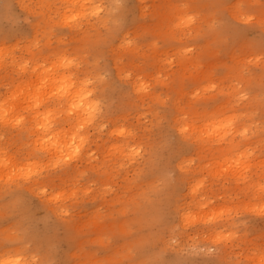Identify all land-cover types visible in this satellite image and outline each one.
<instances>
[{"label":"rangeland","instance_id":"rangeland-1","mask_svg":"<svg viewBox=\"0 0 264 264\" xmlns=\"http://www.w3.org/2000/svg\"><path fill=\"white\" fill-rule=\"evenodd\" d=\"M70 1L0 0V54L2 46L4 52H10L0 56L5 60L4 64L0 61V115L5 117L2 121H7L0 124V159H4L0 161V258L7 255L14 260L19 255L15 260L24 258L21 264H264V0ZM79 2L81 6L86 2L82 8L87 10L88 3L89 8H97L83 10ZM71 3H75L72 9ZM77 3V9L83 12L74 10ZM56 7L59 12L65 8L61 12L67 14V21L74 22L68 21L71 29ZM180 15L189 17V21L183 22ZM57 53L70 54L65 56L74 59L64 67L66 73L77 61L79 65L76 63L70 72L73 80L78 83L85 77L89 83H83L85 78L81 81L86 86L78 87V93L80 89L84 92L79 98L91 97L89 105L96 100L99 107L93 103L94 110L87 105L90 110L80 107V112L73 115L66 106L68 96L66 100L60 94L62 82L40 79V68H51L49 62L59 56ZM16 61L36 67L32 65V70L31 65H22L17 71ZM38 61H42L41 66ZM13 63L17 66L12 69ZM34 71L39 72V81ZM18 78L24 84L35 78L33 82H38L36 88L38 92L43 89L42 93L59 82L58 90L54 89H60V95L52 94L56 100L48 93L40 97L34 83L24 88L18 85ZM12 83L24 88V95L21 88L20 92L14 90ZM45 83L54 86L48 90ZM14 94L23 100L30 96L28 100L35 107H29L32 103H26V97L25 103L19 102ZM41 98L47 99L36 102ZM47 100L50 103H45ZM6 104H13L15 111L22 107L15 115ZM60 104L71 116L67 117L66 111L55 113L61 109ZM45 107L57 111L51 108L50 114ZM222 108L234 115V126L223 141L216 142L214 136L197 127L179 130L186 121L202 125L205 116H216ZM35 111V119H44V115L46 119L49 114L47 119L52 121L54 117L49 126L53 131L60 127L59 135V129H66L67 124L63 138L58 140L60 136L49 126L46 132L50 136L41 134L42 125L49 123L33 118L34 123H40L32 125ZM84 111H90L86 121ZM19 113L25 123L16 117ZM8 118L16 120L11 125H19V121L21 125L14 128ZM73 119L77 120L74 124ZM82 121L87 125L83 126ZM75 124L78 130L70 127ZM70 128L72 134L68 133ZM31 130L33 134L28 133ZM40 134L45 137L41 139L43 144L49 142L48 138H55L58 145L67 142L64 152L68 154L56 150L49 156L50 149L42 144ZM80 134L86 138L79 140ZM42 145L43 151L39 150ZM221 146L228 148L224 154L218 150ZM223 155L232 158L226 156V160ZM34 161L37 168L33 170ZM20 163H26L29 169ZM36 169L38 173H33L38 174L37 178L29 174ZM8 170L12 172L10 179ZM254 254L256 257L251 256Z\"/></svg>","mask_w":264,"mask_h":264},{"label":"bare ground","instance_id":"bare-ground-1","mask_svg":"<svg viewBox=\"0 0 264 264\" xmlns=\"http://www.w3.org/2000/svg\"><path fill=\"white\" fill-rule=\"evenodd\" d=\"M28 1L30 2L31 0H28ZM47 1H48V0H47ZM50 1H51V0H50ZM68 1H69V0H68ZM71 1H72V2H76V0H71ZM71 1H70V2H71ZM84 1H85V0H84ZM88 1H92V2H93L94 0H87V2H88ZM98 1H99V0H98ZM98 1H97V3H98ZM101 1H102V0H101ZM106 1H107V0H106ZM20 2H21V0H20ZM22 2H23V1H22ZM33 2H34V0H33ZM77 2H78V1H77ZM82 2H83V1H82ZM82 2H81V4H82ZM92 2H91V4H92ZM27 3H28V2H27ZM41 3H42V2H41ZM62 3H63V1H62ZM66 3H67V1H66ZM101 3H102V2H101ZM101 3H100V4H101ZM19 4H20V3H19ZM23 4H26V3H23ZM39 4H40V3H39ZM43 4H44V3H43ZM49 4H50V3H48L47 5H49ZM51 4H52V3H51ZM73 4H75V3H71V5H72L71 7H70L69 5H66V4H65V5H66V6H69V7L72 9V8H73ZM79 4H80V2H79ZM79 4L77 3L78 6H76V5L74 6V8L76 7V8L74 9L76 12H77V10L80 11V9H77V7H80V6H81V4H80V6H79ZM85 4H86V2H85ZM85 4L83 3V5L86 7ZM93 4H95V2H94ZM93 4H92V5H93ZM104 4H106V3H104ZM29 5H30V3H29ZM41 5H42V4H41ZM47 5H46V6H47ZM83 5L81 6V8L84 7ZM98 5H99V4H98ZM101 5H102V4H101ZM25 6H26V5H25ZM56 6H57V4H56ZM58 6H60V5H58ZM66 6H65V8H66ZM94 6L97 8L96 5H93V7H94ZM26 7H28V5H27ZM29 7L31 8V6H29ZM38 7H39V6H38ZM41 7H42V6H41ZM43 7H44V6H43ZM43 7H42V8H43ZM54 7H55V5H54ZM63 7H64V6H63ZM93 7H92V8H93ZM32 8H33V7H32ZM34 8H35V7H34ZM44 8H45V7H44ZM46 8H47V7H46ZM56 8H57V7H56ZM65 8H64V9H65ZM67 8H68V7H67ZM67 8H66V9H67ZM70 8H68L67 10H69ZM87 8H88V10L85 9V8H82V9H83V10H87V11H89L90 8H91V7L89 8V3L87 4ZM92 8H91V9H92ZM96 8H94L93 10H95V11H96V10H99V9H96ZM98 8H99V7H98ZM64 9H62V10H64ZM76 9H77V10H76ZM107 9H108V7H107ZM25 10H26V9H25ZM25 10H24V11H25ZM31 10H32V9H29V10L27 9V11H29V12H30ZM45 10H46V9H45ZM48 10H49V8H48ZM58 10H60V9L57 8L56 11L59 12ZM62 10H61V11H62ZM93 10H92V11H93ZM100 10H102V9L100 8ZM39 11H40V10H39ZM61 11L59 12L60 15L63 14V13H62L63 11H62V12H61ZM71 11H72V13L75 12V11H73V10H71ZM81 11H82V10H81ZM81 11H80V12H81ZM87 11H86V12H87ZM92 11H90V12L93 13ZM102 11H105V10H102ZM109 11H110V10H109ZM32 12H34V11H32ZM43 12H44V11H42V13H43ZM46 12H48V11H46ZM46 12H45V14H47ZM65 12H66V11H64V13H65ZM80 12H78V13L81 15ZM82 12H83V11H82ZM96 12H97V11H96ZM84 13H85V11H84ZM102 13H103V12H102ZM43 14H44V13H43ZM68 14H71V12L68 13ZM73 14H74V13H73ZM73 14L70 15V16H74ZM96 14H97V13H96ZM100 14H101V13H100ZM100 14H99V15H100ZM107 14H108V13H107ZM48 15H49V14H47V16H46L47 18H48ZM56 15H57V14H56ZM83 15H84V14L82 13V16H81V17H84ZM36 16H37V15H36ZM49 16H50V15H49ZM63 16L66 17L67 14H66V15L63 14ZM63 16L61 15V17H63ZM76 16H78V15L76 14ZM76 16H75V17H76ZM43 17H44V15H43ZM75 17H74V18H75ZM7 18H8V17H7ZM180 18H182L183 22H188L189 19H190L189 17H187V16H182V15H180ZM44 19H45V18H44ZM62 19H64V22L66 23L67 19H69V18L66 17V19H65V18H62ZM70 19L74 20L72 17H70ZM75 19H76V18H75ZM78 19H79V16H78ZM81 19H82V18H81ZM85 19H86V16H85ZM91 19H92V18H91ZM99 19H101V18H99ZM106 19H107V17H106ZM87 20H89V18H88ZM87 20H85V21L87 22ZM95 20L97 21V19H95ZM103 20H105V19H103ZM47 21H49V19H48ZM68 21H69V20H68ZM68 21H67V24L70 23V21H69V23H68ZM2 22H3V21H2ZM36 22H38V20H37ZM36 22H35V23H36ZM75 22H76V21H75ZM78 22H79V21H78ZM81 22H82V21H81ZM90 22H91V21H90ZM49 23H50V22H49ZM71 23L74 24L73 21H72ZM71 23H70V24H71ZM91 23H92V22H91ZM70 24H69V27H70ZM97 24H98V23H97ZM100 24H102V23L100 22ZM100 24H99V25H100ZM82 25H84V23H83ZM86 25H87V24H86ZM89 25H90V23L88 24V26H89ZM91 25H92V24H91ZM102 25H103V24H102ZM105 25H106V24H105ZM94 27H95V26H94ZM101 27H102V26H101ZM105 27L108 28L107 26H105ZM34 28H35V27H34ZM42 28H43V27H42ZM74 28H75V26H74ZM74 28H72V29H74ZM78 28H79V26H78ZM98 28H99V27H98ZM32 29H33V28H32ZM37 29H38V28H37ZM37 29H36V30H37ZM43 29H44V28H43ZM70 29H71V27H70ZM75 29H76V31H77V28H75ZM38 30H39V29H38ZM38 30H37V31H38ZM76 31H75V32H76ZM79 31H80V30H79ZM79 31H78V32H79ZM82 31H83V30L81 29V33H84L85 29H84L83 32H82ZM51 32H52V31H51ZM81 33H80V34H81ZM86 33H87V32H86ZM35 34H36V33H35ZM74 34H75V33H74ZM77 34H78V33H77ZM72 35H73V34H72ZM83 35H85V34H83ZM65 36H66V35H65ZM77 36H78V35H77ZM79 36H80V35H79ZM79 36H78V37H79ZM46 37H47V36H46ZM48 37H50V35H49ZM74 38H75V37H74ZM79 38H81V37H79ZM79 38H78V40H79ZM86 38H87V37H86ZM86 38L84 37V40H85ZM50 39H51V38H50ZM72 39H73V38H72ZM44 40H45V39H44ZM55 40H56V39H55ZM47 41H48V40H47ZM49 41H50V40H49ZM16 42H18V41H16ZM43 42H44V41H43ZM79 42H80V41H79ZM82 42H83V41H82ZM49 44H50V43H49ZM49 44H48V45H49ZM1 45H3V42H2ZM73 45H74V44H73ZM50 46H51V45H50ZM56 46H57V45H56ZM56 46H54V47L57 48ZM69 46H70V45H69ZM76 46H78V44H76ZM0 47H1V46H0ZM43 47H44V46H43ZM71 47H73V46H71ZM71 47H70V48H71ZM79 47H80V44H79ZM2 48H3V49H2V52L4 53V55H5V57H6V55H8L10 52H9V53L4 52V51H5V50H4V46H2ZM5 48H7V47H5ZM26 48H27V47H26ZM28 48H29V47H28ZM7 49H9V47H8ZM47 49H48V47H47ZM61 49H62V48H61ZM63 49H65V48H63ZM72 49H73V48H72ZM75 49H76V47H75ZM0 50H1V48H0ZM30 50H31V49H30ZM65 50H66V49H65ZM76 50H77V49H76ZM6 51H7V50H6ZM8 51H9V50H8ZM27 51H28V50H27ZM45 51L48 52V50H44V52H45ZM67 51H68V50H66L65 52H67ZM78 51H80V49H79ZM81 51H82V50H81ZM0 52H1V51H0ZM28 52H29V51H28ZM31 52H33V51L31 50ZM39 52H40V50H39ZM61 52H62V51H61ZM61 52H59V53H61ZM3 53H2V54H3ZM5 53H7V54H5ZM59 53H57V55H59L58 57L55 56L56 58H55L54 60H52V62H49V63H52V64H53V65L50 64V67H51V68L48 67V66H49V65H48L49 63L47 62L48 60H47V61L45 60V61L48 63V64L46 63V66H47L49 69H48V68L45 69V67L43 66L44 68H43V70H42V68L39 67V66H41V64H42V63L40 64V62L43 61V58H44V57L42 56V58H40V59H42V61H40V62L38 61V62H39L38 65H39V66L36 68V69H38V68L41 69V71L38 70L40 73L37 71V72L40 74L39 76H43V77H41L40 79H42V78L45 77L44 79L47 78V80H50V81H52L51 79H54L53 81H55V79H57V80L60 81V83L62 82V84H63V85H62V88H63V89H61L62 91L59 89V91L62 92V93H60V94H63V95H62L63 97H64V95H65V99H66V96H68L67 99L69 98V100H68L69 102H68V101H65V100H63V101L66 102V103L68 102V104H67V105L65 104V105H66L67 107H68V105H69V110H71L70 113L73 112V113H72L73 115H74V113H75L76 111H78V110H79V112H80V109H82V108H80V107H83L82 110H84V109L86 110V109H88V108H91V106H92L91 109L94 110L95 106H98V105H95V103H94L96 100H95V101L92 100V101H94V102H93L94 104L91 103V104H90L91 106H90V105H89V102H90L91 97L87 98V100L85 99L86 97L84 98L83 96L79 98V93H81V92H83V91L80 89L81 92L78 93V87H80V85H81V87H82L83 85L87 84V83H88V80H87V83H86V81H85L87 78L84 77V78H85V79H84V78L82 77V75H81L82 73L80 74V75H81L80 77H82V78L84 79V81H83V79L79 78V77H78V75H79L78 73H79V72L77 73L76 68H75L74 70L76 71V74H78L77 77H78L79 79H81L80 81L77 79V80H78V83H77L75 79L73 80V78H75V77H73L74 74L70 73V72L73 71L72 69H73V67H75L77 61H76L75 65H74V62H73V67L71 66L72 64L69 66V68L71 69V67H72V69L69 70L70 72L67 71L68 73H66V72L64 71V67L67 66V65H69L70 62L72 63V61H74V59H73V57H71L72 55H71L70 57H71L73 60H71V58L67 57V56H69L70 54H69V55H67V54H62V55H61V54H59ZM63 53H64V50H63ZM75 53L78 54V52H75ZM2 54H0V56H1ZM11 54H12V53H11ZM80 54H81V53L79 52V55H80ZM4 55H3V56H4ZM40 55H41V54H39V56H40ZM44 55H45V54H44ZM65 55H67V56H65ZM75 55H76V54H75ZM81 55H82V54H81ZM9 56H10V55H9ZM73 56H74V54H73ZM92 56H93V55H92ZM1 57H2V56H1ZM11 57H12V55H11L10 57H7V59L10 58V60H11V61L8 60V61H10V62H9L10 64L13 62L12 59H11ZM14 57H15V56H14ZM29 57H30V56H29ZM29 57H28V59H30ZM31 57H32V56H31ZM36 57H37V55H36ZM47 57H48V56L45 55V58H47ZM51 57H53V56H51ZM79 57H80V56H79ZM79 57H78V58H79ZM83 57H84V56H83ZM2 58H3V57H2ZM2 58H0V61H1ZM53 58H54V57H53ZM53 58H52V59H53ZM74 58H75V57H74ZM78 58H77V59H78ZM80 58H81V57H80ZM84 58H85V57H84ZM4 59H5V58H4ZM26 59H27V58H26ZM26 59H25V60H26ZM38 59H39V58H38ZM47 59H49V58H47ZM68 59H70V61H69ZM77 59H76V60H77ZM86 59H88V58H86ZM66 60H67V61H66ZM78 60H79V59H78ZM3 61H5V60L2 59V63L4 64ZM33 61H34V60H31L30 62H33ZM53 61H54V62H53ZM83 61H84V59H83ZM85 61H87V60H85ZM85 61H84V63H85ZM90 61H91V60H90ZM90 61H89V62H90ZM14 62H15V61H14ZM23 62H24V61H23ZM23 62H22V63H23ZM26 62H27V60H26ZM30 62H29V65H31V67H29V68L31 69L33 66H35V65H33V63L36 62V61H34L32 64H30ZM5 63L7 64L8 62L6 61ZM16 63H18V62L16 61ZM27 63H28V62H27ZM27 63H26V64H24V63L21 64V63L19 62V63H18V67H15V69H16V68H19V67L22 66V65H27ZM36 63H37V62H36ZM86 63H88V62H86ZM0 64H1V63H0ZM19 64H20V65H19ZM77 64H78V63H77ZM89 64H91V62H90ZM1 65H2V64H1ZM29 65H27V68H28ZM32 65H33V66H32ZM36 65H37V64H36ZM43 65H45V64H43ZM78 65H79V64H78ZM80 65H81V64H80ZM86 65H87V64H86ZM2 66H3V65H2ZM5 66H6V65H5ZM11 66H12V65H11ZM11 66H9V68H7V69H10ZM14 66H17V64L14 65V63H13V66H12L11 68L13 69ZM35 67H36V66H35ZM67 67H68V66H67ZM76 67L78 68V66H76ZM85 67H86V66H85ZM85 67H84V68H85ZM5 68H6V67H5ZM23 68H24V66L22 67V69H23ZM25 68H26V66H25ZM25 68H24L23 71H27V68H26V70H25ZM84 68H83V69H84ZM7 69H6V71H7ZM19 69L21 70V68H19ZM34 69H35V68H34ZM67 69H68V68H67ZM87 69H88V68H86V70H87ZM16 70H17V69H16ZM16 70H14L13 72H15ZM32 70H33V68H32ZM89 70H90V69H89ZM17 71H19V70H17ZM30 71H31V70H30ZM90 71H92V70H90ZM90 71H89V72H90ZM8 72H9V71H8ZM8 72H7V73H8ZM20 72H21V71H20ZM20 72H18V73H20ZM35 72H36V71H34L33 74H35L36 76H35V75H33V76L37 79V74H38V73H35ZM84 72H85V70H84ZM84 72H83V73H84ZM0 73H2L1 70H0ZM23 73H24V72H23ZM3 74H4V73H3ZM3 74H2V75H3ZM84 74L88 75V73H84ZM84 74H83V76H84ZM0 75H1V74H0ZM17 75H19V74H17ZM21 75H22V74H21ZM23 75H24V74H23ZM23 75H22V76H23ZM25 76H26V75H25ZM39 76H38V77H39ZM91 76H93V75H91ZM91 76H90L88 79H91ZM96 76H97V75H96ZM5 77H6V75H5ZM20 77H21V76H20ZM27 77L29 78L28 73H27ZM30 77H31V76H30ZM72 77H73V78H72ZM87 77H88V76H87ZM21 78H23V77H21ZM21 78H20V79H21ZM28 78H27V80H29ZM35 78H34V79H33V78H30V80H31V79L35 80ZM95 78H96V77H95ZM11 80H12V79H11ZM22 80H25V79L23 78ZM22 80H21V81H22ZM33 80H32V82L30 81V82L32 83V85H31V83H30L29 81H27L28 83L26 82L25 84H28L27 86L30 85V86L32 87L34 82L39 81V78H38L36 81H34V82H33ZM19 81H20V80H19V78H18L17 82L19 83ZM21 81H20L21 84L19 83L18 85H20V86H22V87L25 88V84L23 83L24 81H22V82H21ZM43 81H44V80H43ZM81 81H83V83H85V84H83ZM17 82H16V83H17ZM40 82H41V80H40ZM40 82H39V84H40ZM45 82H46V80H45ZM56 82H58V81H56ZM56 82H55V83H56ZM16 83H15V84L12 83L13 85L11 84V85H12L11 87H12V88L15 87L16 90H17V88H18V91H19V92L22 90L21 92H22V94H23V90H24V88L19 87V86H17V87L14 86V85H16ZM29 83H30V84H29ZM37 83H38V82H37ZM37 83H36V84L34 83V86H33V87H35V88H34L35 91L38 92V87L36 88ZM47 83H49V81H48ZM47 83H45L46 86L48 85ZM52 83H53V82H52ZM52 83H50V84H51L52 87H53L55 84L53 83V84H54V85H53ZM23 84H24V86H23ZM45 84H44V85H45ZM58 84H59V82L56 83V85H55V87H54V88L57 87V88H56L57 90H58V86H59ZM82 84H83V85H82ZM88 84H89V83H88ZM41 85H43V84H41ZM51 85H48V87H47L48 90L51 88ZM57 85H58V86H57ZM139 85H140L139 88H142V87H143L142 84H139ZM85 86H86V85H85ZM31 87H30V91L32 92V91H34V90H32L33 88L31 89ZM43 87L45 88V86H43ZM43 87H42V88H43ZM87 87H88V86H87ZM15 88H13V89L15 90ZM20 88H21V90H19ZM42 88H41V89H42ZM54 88H52V89H54ZM60 88H61V85H60ZM136 88H137V87H136ZM139 88H137V89H139ZM13 89H12V90H13ZM39 89H40V87H39ZM52 89H50L49 92H48L46 89H44V92H43V93L46 92V93H45L46 96H45V94L42 93L43 89H42L41 91H39V92H41V93L38 92V94H40V97H42V96L47 97L48 94H49L48 96L51 97L52 94H55V93L57 92V91H55V89H54V92H52V91H51ZM75 89H76V90H75ZM83 89L85 90V88H83ZM87 89H88V94H89V92L91 93L92 90L90 91V90H89L90 88H87ZM14 90H13V91H14ZM27 90H29V88H28ZM27 90L25 89V91H27ZM45 90H46V91H45ZM74 90H75V91H74ZM59 91H58V92H59ZM86 91H87V90H85V92H86ZM51 92H52V93H51ZM58 92H57V94L60 95ZM24 93L26 94V92H24ZM27 93H29V95H31L33 92H32V93L27 92ZM47 93H48V94H47ZM50 93H51V95H50ZM83 93H84V92H83ZM15 94H16V93H15ZM15 94H14V95H15ZM17 94H18V93H17ZM22 94H21V95L19 94L20 97L24 95V94H23V95H22ZM41 94H43V95H41ZM57 94H56V95H57ZM70 94H72L73 96H72V95L70 96ZM86 94H87V93H86ZM12 95H13V94H12ZM32 95H34V94H32ZM15 96H16V95H15ZM26 96H27V94H26ZM26 96H24V100H23V97H22V99H20V98H17V96H16L15 99H16V100L18 99V101H19V100H22V101H24V103H25V97H26ZM35 96L37 97V94H36V93H35ZM38 96H39V95H38ZM84 96H85V95H84ZM90 96H92V95H90ZM33 97H34V96H33ZM36 97H35V98H36ZM53 97H55V96L53 95V96H52V99H54ZM56 97L58 98L59 96H56ZM13 98H14V97H13ZM29 98H30V96H29ZM29 98H28V99H29ZM26 99H27V97H26ZM28 99H27L26 103L28 102V103L30 104V103L33 102V101L30 102V100H28ZM32 99H33V98L31 97V100H32ZM38 99H39V97H38ZM38 99H37V100H38ZM43 99L46 100L47 98H43ZM43 99L41 98V100H38V101H37L36 99H35V100H36V102H40V101H41L40 103H42V100H43ZM61 99H62V98H61ZM63 99H64V98H63ZM67 99H66V100H67ZM88 99H89V100H88ZM16 100H14V102H15ZM48 100L51 101V98H49ZM48 100H47L45 103H47ZM54 100H56V99H54ZM18 101H16L15 103L17 104V106H20V103H18ZM22 101H19V102H22ZM7 102H8V100L6 101V103H7ZM11 102H12V101H11ZM14 102H13V103H14ZM52 102H53V100H52ZM52 102H51V103H52ZM59 102H60V101H59ZM64 102H63V104H64ZM2 103H3V101H2ZM9 103H10V102H9ZM24 103H23V104H24ZM45 103H43V104H44L43 106H45ZM48 103H50V102H48ZM56 103H57V102H56ZM56 103H55V104H56ZM53 104H54V103H53ZM53 104H52V105H53ZM92 104L95 105V106H93ZM96 104H97V103H96ZM4 105H5V104H4ZM6 105H7V104H6ZM10 105H12V106H10ZM10 105H7V106H9V107H7V108H8V109L10 108V110L13 108L12 110H14V112H16L15 115H17V111H18L17 108H19V110H20V108H21L22 106H21V107H17V108H16V111H15L14 105H13V104H10ZM25 105H27L26 107H28V104H25ZM35 105H36V104H35ZM35 105H34V107H35ZM48 105H49V104H48ZM48 105H46L47 108H48ZM52 105H51V106H52ZM57 105H59V104H56V106H57ZM87 105H88V108H87ZM23 106H24V105H23ZM32 106H33V103H32V105H30L29 107L31 108ZM38 106H39V104H38ZM38 106H36V107H38ZM40 106H41V105H40ZM56 106H54V107H56ZM61 106H62V105L60 104V108H61ZM84 106H86V108H85ZM89 106H90V107H89ZM11 107H12V108H11ZM34 107H32V109H33ZM46 107H45V109L48 111V113H50L49 110H51V112H53L51 108H53V110L55 109L54 107H51V108H49V110H48ZM49 107H50V105H49ZM98 107H99V106H98ZM0 108H1V107H0ZM5 108H6V107H5ZM5 108H4V109H5ZM7 108H6V109H7ZM43 108H44V107H43ZM43 108H42V109H43ZM57 108H58V106H57ZM57 108L55 109L56 111H57ZM62 108H63V107H62ZM62 108H61L60 110H62ZM96 108H97V107H96ZM2 109H3V108H2ZM2 109H1V110H2ZM22 109H24V108H22ZM32 109H30V110L28 109V111H33ZM39 109H40V108H39ZM45 109H44V110H45ZM65 109L68 110V108L64 107V110H65ZM12 110H11V112L13 113ZM35 110H38V108H36ZM44 110H43V111H44ZM55 110H54V111H55ZM60 110L57 111V112H55V113L64 112V114H66V112H67L68 114H66V116H67V115L71 116V114H69V110H68V111L65 110L66 112L63 111V110H62V111H60ZM74 110H75V111H74ZM88 110H90V109H88ZM95 110H98V109H95ZM3 111H4V110H3ZM6 111H7V110H6ZM43 111H42V112H43ZM11 112L8 111V113H9L8 115H10ZM26 112H27V111H26ZM39 112H40V114H41V110H40ZM39 112H38V114H39ZM44 112L46 113V111H44ZM84 112H85V111H84ZM84 112H81V113H84ZM86 112H87V111H86ZM86 112H85L86 118H85V116L82 114V118H83V116H84L85 121L87 120V116H88V114L90 113V111H88L87 113H86ZM95 112H96V111H95ZM4 113H7V112H4ZM4 113H3V114H4ZM32 113H33L32 115H33L34 117L31 118V116H32L31 113H29L30 115L28 114V116H29L32 120H33V118H34V120L37 121L36 119H38V118L36 117V119H35V114H34V113H37V112L35 111V112H32ZM48 113H47V114H48ZM92 113H94V112H92ZM226 113H227V112L224 111V109L222 108V109H219V110H218V113H217L216 116H214V115L205 116L202 125L194 126L193 124H190V123L187 122V121H186V122L183 121L184 123L182 124L181 128L176 126V129H177V128H180L179 130H181L182 132H186V131H188V130H193V128L197 127V128H200V129L202 130V133H206L208 136H214L216 142H217V140H219V141H220V140L223 141V139L225 138V135L227 134L228 129L231 128L232 126H234V115H233V114H226ZM0 114H1V113H0ZM20 114H21V113H19L18 116H16V117L21 118V120L23 121L22 117H19ZM40 114H39V116H40ZM50 114H51V113H50ZM77 114H78V113H77ZM11 115H12V116H10V117H15V115H14V116H13V114H11ZM58 115H59V114H58ZM97 115H98V114H97ZM0 116H1L0 118L3 117V115H0ZM36 116H37V115H36ZM39 116H38V117H39ZM46 116H47V115H46ZM48 116H49V114H48ZM48 116H47V118H48ZM77 116H78V115H77ZM77 116L75 115V117H74V116H73V117L76 118ZM90 116H91V115H90ZM40 117H41V116H40ZM42 117H43V115H42ZM50 117H53V115H52V116L50 115ZM67 117H68V116H67ZM67 117H66V118H67ZM80 117H81V115H80L78 118L80 119ZM97 117H98V116H97ZM4 118H5V117H3L2 119H0V124H1L2 122H4V121H2V120H4ZM6 118H7V117H6ZM18 118H16V119H18ZM47 118H46V119H47ZM84 118H83V119H84ZM88 118H89V117H88ZM9 119H10V118H8V121H10V123H9V122H8V123H9L10 125H11L13 122H14L13 124H15V121H16L15 119H14L15 121L12 119L13 122H12L11 120H9ZM27 119H28V118H27ZM42 119H43V118H42ZM42 119H41V120H42ZM44 119H45V115H44ZM44 119L42 120V122L44 121ZM46 119H45V120H46ZM18 120H19V119H18ZM18 120H17V121H18ZM34 120H33V122H31L32 125L35 126L36 123H37V126H38V125H39L38 123H40V122H36V123H34ZM38 120H39V119H38ZM41 120H39V121H41ZM49 120L51 121V118H49ZM49 120L47 119V121H46V122L49 123L48 125H47V123L44 124V125H42L43 128H44V130H45V132H43L44 130H43V131L41 130V132H42L41 134H43V133H48V132H46V131H49V127H50L49 125H51L52 121L54 120V117L52 118L51 123L49 122ZM55 120H56V119H55ZM81 120H82V119H80L79 121L81 122ZM90 120H91V119L89 118L88 121H90ZM22 121H21V123H22ZM76 121H77V120H76ZM76 121H74V119H73V124H74V122H76ZM85 121H82L84 125H83L82 123H80V122H79V125L82 124L83 126H85V124H86ZM6 122H7V121H6V119H5V122H4V123H6ZM11 122H12V123H11ZM23 122H24V121H23ZM27 122H28V121H27ZM84 122H85V123H84ZM4 123H2V124H4ZM8 123H7V124H8ZM24 123H25V122H24ZM31 123L29 122L28 124L31 125ZM44 123H45V121H44ZM71 123H72V121H71ZM77 123H78V122H77ZM77 123H76V124H77ZM87 123H88V122H87ZM89 123H90V122H89ZM2 124H1V126H2ZM9 124H8V125H9ZM17 124H18V123H17ZM55 124H56V123H55ZM76 124L73 125V126H70V125H69V126H70V127H73V129H77V128L79 129V127H81V125L78 127V124H77V126H76ZM174 124H175V123H174ZM5 125H6V124H5ZM8 125H7V127H9ZM20 125H21V124H20V121H19V125H15V126L18 127V126H20ZM25 125L27 126V124H25ZM29 125H28V126H29ZM71 125H72V124H71ZM86 125H87V124H86ZM11 126H13V125H11ZM15 126H13V127L15 128ZM22 126H23V123H22ZM26 126H24L23 128H25ZM48 126H49V127H48ZM52 126H53V125H52ZM57 126H58V125H57ZM75 126H76L77 128H76ZM83 126H82V127H83ZM90 126H91V125H90ZM3 127H4V126H3ZM5 127H6V126H5ZM65 127H66V129H67V128H68V125L66 124ZM21 128H22V127H21ZM27 128H28V127H27ZM27 128H26V129H27ZM29 128H31V127L29 126ZM43 128H40V127H39L38 130H39V129H43ZM50 128H51L50 130L53 129V127H50ZM58 128H60V127H58ZM58 128L55 127V130H54V131H56V133H57V129H58ZM245 128H246V127H245ZM34 129H36V128L34 127ZM63 129H64V126H63L62 129H59V130H62V131L65 130V131H66V129H64V130H63ZM73 129H72V131H73ZM78 129H77V130H78ZM234 129H235V128H234ZM236 129H237V128H236ZM17 130L19 131V129H17ZM17 130H16V131H17ZM24 130H25V129H24ZM24 130H23V132H25ZM28 130H29V129H28ZM59 130H58V131H59ZM69 130H70V132H71V128L68 129V133H69V134H72V133L69 132ZM79 130H80V129H79ZM118 130H121V132H122L123 129H118ZM231 130H232V128H231ZM231 130H230V131H231ZM21 131H22V130H20V132H21ZM52 131H53V130H52ZM54 131H53V132H54ZM62 131H61V135H62ZM75 131H76V130H75ZM75 131H74V132H75ZM230 131H228V132H230ZM243 131H244V130H243ZM245 131H246V130H245ZM32 132L34 133V130H31V131H29L28 133H32ZM77 132H78V131H76V134H77ZM116 132H117V131H116ZM121 132H119V134H120ZM189 132H191V131H189ZM238 132H239V131H238ZM238 132H237V133H238ZM247 132H248V131H247ZM16 133H17V132H16ZM16 133H15V134H16ZM33 133H32V134H33ZM36 133H37V130H36ZM50 133H51V131H50ZM65 133H66V132H65ZM65 133L63 132V135H64ZM79 133H80V132H79ZM123 133H124V132H123ZM232 133H233V132H232ZM242 133H244V132H242ZM242 133H241V134H242ZM37 134H38V133H37ZM41 134H40V136H41ZM48 134H49V133H48ZM52 134H53V133H52ZM54 134H55V132H54ZM57 134H58V136H60V137L58 138V140H59L60 138H63V136L59 135V133H57ZM57 134H56V137H57ZM66 134H67V133H66ZM233 134H234V133H233ZM19 135H21V134H19ZM30 135H31V134H30ZM73 135H74V133H73ZM80 135H81V138H80L79 140H82V139L85 137V136H84L85 134H84V135H83V134H80ZM80 135H78V136L80 137ZM121 135H122V134H121ZM207 135H206V136H207ZM230 135H231V134H230ZM17 136H18V135H17ZM17 136H16V137H17ZM26 136H27V135H26ZM34 136H35V134H34ZM38 136H39V134H38ZM38 136L36 135V137H34V138L36 139V138H38ZM49 136H50V134H49ZM49 136H48V137H49ZM52 136H55V135H52ZM52 136H51V137H52ZM66 136H67V135H65L64 137H66ZM82 136H83V138H82ZM86 136H87V135H86ZM27 137H28V139H29V136H27ZM42 137L45 138V137L42 135L41 137H39L40 140L42 139ZM53 138H54V137H53ZM67 138H68V137H67ZM72 138H76V136H74V137H72ZM85 138H86V137H85ZM54 139H55V138H54ZM54 139L51 140V138H50V139L48 138L47 140H49V142H48V141H47L46 143L44 142V144H43V141L41 140V141H42V144L45 145L46 147L42 145V146L39 148V150H41L42 147H45L48 151H49V149H50V154H49V152H46V151L43 152V153H48L49 156H51L52 154L54 155V152H56V150H58L59 152H62V151L64 152L65 147H66V145H67V144H66L67 142H66L65 144H63V145L59 144V145H60V146H59V145H58L59 142L57 143V140H56V142H55ZM70 139H71V136H70ZM193 139H195V136H194ZM227 139H228V138H227ZM32 140H33V139H32ZM61 140H62V139H61ZM61 140H60V143H63L64 141H63V140L61 141ZM65 140H66V138H65ZM75 140H76V139H75ZM79 140H78V141H79ZM36 141H37V140H36ZM41 141H38V143H37L38 147H39V142L41 143ZM52 141L55 142V146L53 145L54 142H52ZM67 141H68V145H69V141H70V140H67ZM31 142H32V141H31ZM33 142H34V141H33ZM33 142H32V143H33ZM79 142H80V141H79ZM79 142H78L77 144H80ZM84 142H85V141H84ZM225 142H226V141H225ZM72 143H73V142H72ZM81 143H82V141H81ZM34 144H35V142H34ZM34 144H33V146L35 147ZM74 144H75V143H74ZM71 145L73 146V144H70V146H71ZM77 146H78V145H77ZM38 147H37V148H38ZM79 147H81V145H80ZM70 148H71V147H70ZM77 148H78V147H77ZM46 149H44V150H46ZM51 149H54L55 151H53V150H51ZM67 150H68V149H67ZM72 150H73V149H72ZM72 150H71V151H72ZM77 150H78V149H77ZM218 150L220 151V153L224 154V152L227 151L228 148H227V147H222V146H221V147H219ZM34 151H35V150H34ZM41 151H43V148H42ZM51 151H52L53 153H51ZM71 151H70V153H71ZM75 151H76V149H75ZM67 152H68V151H67ZM67 152H64V153H65V156L68 154ZM56 153H57V152H56ZM56 153H55V154H56ZM66 153H67V154H66ZM76 153H77V152H76ZM48 154H47V155H48ZM58 154H59V153H58ZM61 154H62V153H61ZM0 156H1V155H0ZM55 156H58V155H55ZM59 156L61 157V155H59ZM63 156H64V155H63ZM226 156H227V155H223L224 159H226ZM227 157H230V159L232 158L231 156H227ZM1 159H2V158H1ZM1 159H0V161H1ZM5 159H9V158H5ZM2 160H4V159H2ZM226 160H227V159H226ZM7 161L9 162V160H7ZM7 161H6V162H7ZM10 161L12 162V160H10ZM2 162H4V161H2ZM2 162H1V163H2ZM8 162L6 163V166H5L6 168H7V165L10 163V162H9V163H8ZM35 162H36V161H34L33 163H35ZM231 163H232V162H231ZM4 164H5V163H4ZM12 164H13V163H10V165H12ZM20 164H22V163H20ZM23 164L25 165V167H24ZM23 164H22V166H23L24 168H26V167H27V164H26V163H23ZM28 164H29V163H28ZM30 164H31V163H30ZM30 164H29V165H30ZM1 165H2V164H1ZM33 165H34V164H33ZM232 165H234V164L232 163ZM3 166H4V165H3ZM230 166H231V164H230ZM10 167H11V166H10ZM19 167H20V166H19ZM33 167H34V168H37V167H36V163H35V166H32V169L34 170ZM231 167H232V166H231ZM3 168H4V167H3ZM6 168H5V169H6ZM8 168H9V167H8ZM21 168H22V167H21ZM27 168L29 169V166H28ZM0 169H1V168H0ZM22 169H23V168H22ZM30 169H31V166H30ZM20 170H21V169H20ZM25 170H26V169H25ZM25 170H24V174H26V171H25ZM0 171H1V170H0ZM22 171H23V170H22ZM29 172H30V170H29ZM33 172L38 173V172H37V169H36L35 171H31L29 174H31V173H32V174H35V173H33ZM27 173H28V172H27ZM9 174H11V175H10L9 178H8V175H9ZM14 174H15V173H14ZM32 174H31V175H32ZM26 175H27V174H26ZM35 175H36V178H37V175H38V174H35ZM11 176H12V172H11V170H10V173H9V170H8L7 178L10 179ZM13 177H14V175H13ZM24 177H27V176H24ZM38 177H39V176H38ZM11 178H12V177H11ZM27 179H28V178H26V180H27ZM0 181H1V180H0ZM30 181H31V180H30ZM34 186H35V185H34ZM195 186H196V184H195ZM192 187H193V185H192ZM1 189H2V188H1ZM6 189H7V188H6ZM191 189H192V188H191ZM193 189H194V188H193ZM4 190H5V189H4ZM1 191H3V190H1ZM60 195H61V194H60ZM60 195H57V196L55 195V196H56V197H58V196L60 197ZM56 197H55V199H57ZM59 197H58V198H59ZM196 208H198V207H196ZM223 209H224V208H223ZM226 209H227V207L225 208V210H226ZM227 210H229V209H227ZM220 211H222V210H220ZM185 212H186V211H185ZM185 212H182L181 215L183 216ZM214 213H216V212H214ZM221 213H222V212H221ZM218 214H220V213H219V211L217 210V215H218ZM223 214H224V212H223ZM215 215H216V214H215ZM183 217L185 218V216H183ZM215 217H217V216H215ZM218 217H219V216H218ZM199 218H200V217H199ZM212 218H213V217H212ZM185 219H186V218H185ZM213 234L215 235L216 233H213ZM213 234H211L213 237L210 238V239H213V238H214V235H213ZM211 235H210V236H211ZM217 235L220 236V235H222V234H219V233L217 232ZM215 236H216V235H215ZM224 237H226V236H224ZM224 237H223V238H224ZM21 238H22V237H21ZM215 238H216V237H215ZM219 238H220V237H218V240H220L222 237H221L220 239H219ZM223 238H222V239H223ZM227 238H228V236H227ZM216 239H217V238H216ZM218 242H219V241H218ZM220 242H221V241H220ZM26 246H27V245H26ZM7 250H8V249H7ZM10 250H11V249H10ZM10 250H9V251H10ZM17 250H18V249H17ZM21 253H23V252H21ZM262 254H264V253H262ZM262 254H261V255H262ZM256 255H257V254H256ZM258 255H259V254H258ZM6 256H7V255H6ZM6 256H5V258H0V263H1V264H19L20 262L23 263L22 259H24V258H22L21 261H19L20 258H19V260H15L19 255H18L17 257L15 256L16 258H15L14 260L9 259L10 256H9V258H7ZM21 256H22V255H21ZM251 256H255V254H254V255H251ZM255 257H256V256H255ZM255 257H253V258H255ZM257 257H258V256H257ZM11 258L13 259L14 256H11ZM253 258L251 257V259H253ZM261 258H262V257L260 256V259H261ZM258 259H259V258H258ZM260 259H259V260H260ZM24 261H25V260H24ZM262 261H264V260H262ZM20 264H21V263H20ZM24 264H25V263H24ZM26 264H27V263H26ZM262 264H263V262H262Z\"/></svg>","mask_w":264,"mask_h":264}]
</instances>
